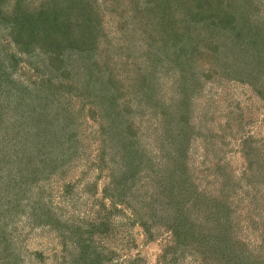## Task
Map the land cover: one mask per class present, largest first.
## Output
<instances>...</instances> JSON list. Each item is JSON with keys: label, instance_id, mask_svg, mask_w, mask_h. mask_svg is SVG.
I'll return each mask as SVG.
<instances>
[{"label": "trees", "instance_id": "trees-1", "mask_svg": "<svg viewBox=\"0 0 264 264\" xmlns=\"http://www.w3.org/2000/svg\"><path fill=\"white\" fill-rule=\"evenodd\" d=\"M15 2L19 5L11 8L10 16L15 26L20 17L27 30L24 28L26 32L23 31L21 35V31L17 30L13 37L19 45L26 38L24 48H29L32 40L36 39L38 20L46 22L47 32L37 38L42 36L49 41L51 32L48 29L53 28L55 35L62 33L56 40L60 39L64 45L69 44L70 48L83 54L82 56L93 57L97 54V45L105 44L106 34L101 36V21L96 16L98 7L86 5L89 1L75 0L78 14L72 15L69 20L60 16L69 11L63 13V9L51 4L45 11L38 10L34 13L38 15H34L21 4L22 0ZM136 2L138 4L133 6L132 21H138V14L146 19L145 31L134 28V31L142 30L139 39L137 37L135 41H144L146 45L144 52L141 51V56L145 58L143 65L133 64V67H126L127 70L125 68L127 75L123 79L125 78L126 84L111 75L106 76L105 73L98 76L94 72L84 74L85 81L91 83L92 91H95L98 98L97 115L94 117L100 132L106 134V144L111 147V151L102 150L100 157L104 158L105 154L109 156L110 152L115 156L112 189H109L111 186H104L103 190L115 192L113 197L109 196L112 202L122 194L119 197L126 200L124 206L115 205L111 209L103 198L101 200L95 197V205L98 204L95 218L89 221L82 217L79 221L81 225H86L85 232H77L76 237L72 236V232L67 233L68 228L76 230L74 225L68 226L69 223L61 219L62 214L55 210L59 208L53 207L44 199L43 186L45 180L52 175L66 176L76 166L72 160L78 156L76 149L80 147L81 141L74 131L59 135L55 130L57 125L51 122L40 124L35 112L26 111L27 114L22 113L17 117L18 123L2 122L3 126L18 129L13 133L24 137L20 139L24 145L20 149L4 143V140L13 137H9L0 127V203L4 200V180L11 181L17 195L8 197V209L13 205L12 209L18 210L17 206L23 205V198H31L33 191H38V195L30 199L28 213L38 222H45L60 230L59 237L65 251L68 241L74 243L76 254L72 261L63 254L65 264H105L111 260L104 257L107 250L100 243L102 240H96L95 236L101 237L104 233L105 237L102 239L107 238L113 231L112 210L126 214L125 208L132 211L128 214L132 224L143 227L148 240H153L158 235L168 237L163 245L162 257L159 258L161 264H180L177 261L179 254L185 257L191 255L190 258L197 264H264V252L251 247V243L242 235V219L234 217L231 208L233 202H244L248 207L246 213L250 226L253 229L259 228L258 218L255 216L261 214L257 211L261 208L260 203L264 206L259 193L264 189V172L258 174L255 168L262 164L261 160L264 158V135L255 137L247 134L244 139L239 130L231 135L232 140L241 138L242 148L248 154L246 184L238 183L236 179H230L229 175L225 177L224 174L217 176L216 191L208 193L205 188L200 187V177L189 164L190 147L199 134L194 124H191L189 111L192 109L193 95L200 86L198 82L208 77L209 70L247 84L264 103V46L256 45L255 41H246L241 46V41L236 40L242 33L240 27L248 5L253 3L258 6L262 3L264 6V0H135ZM2 3L0 1V6ZM65 3L67 7L68 0ZM252 27L255 28V25ZM129 34L131 33H126L128 38L132 36ZM21 36H24L23 39ZM115 48L121 55L124 54L123 47ZM104 49L109 50V47L105 44ZM86 67L89 69L90 65H85ZM80 69L86 71L82 67ZM206 70L208 71L205 72ZM167 75H170L166 85L168 92L175 91L170 98L162 96L165 85L160 84ZM51 86V82L47 85L34 84L31 98H28L33 103L28 104V100H24L27 105L24 104L22 110L24 106L32 108L35 105H48L49 108L55 103L56 110L63 108L68 111L65 103L59 100L56 103L54 94H51L58 86ZM21 112L23 111H19ZM1 133L8 138H4ZM253 139L260 143L261 152L254 148L251 155V145H246ZM57 143L59 148L56 147ZM26 156L29 161H21ZM105 164L106 162H101L98 165L100 171H104ZM222 164L219 157L212 167L205 169L212 173L222 171ZM41 178L44 181L42 185L37 183ZM63 179L65 178L62 177ZM62 184L66 201L72 198L71 191L75 184L68 180ZM135 185L138 186L134 189ZM89 186L95 189L96 183L92 181ZM247 192L251 194L247 196ZM119 197L117 200L121 201ZM17 214L12 211L4 216V210H0V219L5 217L1 230L2 233L5 232L8 242L1 248L4 253L5 247L8 257H13L9 261L15 264L20 255L10 252L11 249H16L11 244L13 238L6 231L5 225ZM5 259L8 261L4 257V262ZM138 260L133 259L129 264H136Z\"/></svg>", "mask_w": 264, "mask_h": 264}, {"label": "rangeland", "instance_id": "rangeland-1", "mask_svg": "<svg viewBox=\"0 0 264 264\" xmlns=\"http://www.w3.org/2000/svg\"><path fill=\"white\" fill-rule=\"evenodd\" d=\"M0 1L3 2L0 6L3 10H0V127L2 131L8 133L9 137H13V139L4 140V143L19 149L24 146L20 141L24 137L13 133L18 129L14 128L15 130H13L8 126H3L2 122L4 123L5 121L11 124L14 121L18 123L16 122L17 117L22 113L27 114L25 111L35 112L39 116L40 124H43L42 122H51L57 125L55 130L59 135H67L66 133L72 131L76 133L77 138L81 141L80 147L76 149L78 156L75 157V160H72V163L76 166L66 176L52 175L50 179L45 180V185L43 186L45 190V193H43L44 199L49 201L53 207L59 208L55 210L59 212L58 214H62L61 219L67 221L69 223L67 224L68 226L72 227L74 225L76 230L68 228L69 232L67 233L72 232V236L76 237L77 232H85L86 229V225L84 224L83 226L79 222L80 218L86 217L89 221L95 218V211L98 207L96 206L98 204L95 205V197L101 200L103 198V201L106 205H110L111 209L116 207L115 205L122 207L126 203V200L121 199L123 197H119L122 194L118 195L121 201H118L117 197L115 202H112V198L109 197H113L115 193L109 190L112 189V183L114 182L112 180V167L116 168L115 156H113L112 152H110L112 156H110L109 152H106L109 153V156H105V154L104 158L100 157L102 150H110L111 147L106 144V138L104 137L106 134L103 135L100 132L94 117L97 115L96 105L98 98L94 94L95 91H92L91 83L85 81L84 74L86 72H91V74L94 72L95 76H98V74L105 73L106 76L111 75L124 81L125 78L123 79V77L127 75L126 70L128 67H133V64L143 65L142 61L145 58L141 55L146 49V45L144 41H135L137 37L139 39V33L142 30L134 31V28H141L145 31L144 20L146 19L145 16L138 14V21H132L133 6L138 4V2L135 3V0H86V2L89 1L86 5L98 7L97 10L99 12L96 16L101 21V36L106 34L105 44L109 47V50L104 49L105 44L101 43L97 45V54L93 55V57L91 55L82 56L83 54L70 48L69 44L64 45L60 39L56 40V37L62 33L55 35V29L53 28L48 29L51 32H49L51 42L46 37L39 36L37 38L38 35L47 32L46 22L40 20L36 21L37 26H39L35 30V35L37 36H35L36 39H31L32 42L29 48H24V43L27 41L26 38L23 39L24 36H21L23 40L20 41L19 45L15 42L13 36L16 35L15 31L17 30L21 31L20 35L23 31L26 32V24L22 23L19 17V23L15 26L12 16H10L11 8L14 5H19V3H16L15 0H5L6 3H4V0ZM22 1L23 3L21 4L32 14L38 10L45 11L51 5L55 8L63 9V13L69 11L67 14L60 15L67 18V20L72 15L78 14L76 9L78 4H76L75 0H68L67 7L70 10L65 6V0ZM263 16L264 6L262 3H259L258 6L253 3L248 5L247 11L243 16L244 21H242L243 23L240 27L242 33L236 38L239 42L241 41V46H244L246 41H255L256 45L264 46ZM67 25L69 26V23ZM253 25H255L256 29L252 27ZM11 31H14V33ZM237 31L238 28L235 29V33ZM126 33H131L129 36H132L128 38ZM117 46L123 47V55L115 50ZM88 64L90 65L89 69L85 68V65ZM80 67L86 71H81ZM207 73L208 77L203 80L205 82L202 80V82H198L200 86L197 93L193 95L192 109L189 111L191 124H194V128L199 133L190 147L189 164L191 168H194L196 175L200 177L198 178L200 187L205 188L208 193H214L216 191L217 176L220 177L225 174L226 177V175H229L230 179L234 178L238 183H245L248 180L245 176L248 154L242 148L241 138L232 140L231 135L239 130V134L242 133L244 139L245 137L247 138V134H252L255 137L263 136L264 103L253 88L247 84H242L212 70ZM9 77H11L10 80L6 81ZM164 78L165 80L160 82L162 86L165 85V93L162 96L170 98L175 91L168 92L166 86L170 80V75ZM48 82H51V87L55 88L58 86L56 91L54 89L51 92L55 96L56 103L57 100L65 103V107H68L69 110L65 111L61 108L58 111L55 103L50 105L49 108L48 105H39V107L35 105L32 108L24 106V110H22L25 104L24 100H28V104L32 102L29 99L33 93L34 84L35 86L41 83L47 85ZM170 90L173 89L170 88ZM43 106L47 109H44ZM19 111L23 112L19 113ZM136 114L140 115L139 113ZM1 134L4 135V138H8L7 136L5 137L4 133ZM28 135L26 136V141H28ZM249 143L246 146L251 145V155L254 148L261 152V146L257 140ZM56 147L59 148L58 143ZM205 150L207 153H205ZM219 157L223 163L222 171L212 173V171L205 169L206 167H212ZM21 161H29L28 156ZM103 161L106 162L105 169L100 171L98 165L101 162L104 163ZM261 162L262 164L257 165L255 168V172L258 174L264 172V158ZM62 177L65 178L63 179L64 181L68 180L75 184L73 189L71 188L72 198H68L66 201L63 196L65 192H63L62 183L64 181ZM250 179L252 180V177ZM92 181L96 183L95 189L89 186ZM37 183L42 185L44 181L41 178ZM10 186L11 181L4 180V200L0 203V210H4V216L9 212L12 213V211H16V214L18 213L5 225L6 231L13 238V240L11 239V244H14L16 249L13 251L10 248L12 250L10 252L20 255V257H17L18 261L16 264H65L63 263L64 257H68L72 261L74 254H76L74 243L68 241L65 251L62 239L59 237L60 230H56L52 225L45 222H38L34 216L28 213L30 199L36 197L38 191H33L31 198L29 196L23 198L22 204L24 206H17L18 211L12 209L13 205L8 209L6 204L8 197H12V195L17 197L14 186ZM104 186L111 187L104 191ZM137 186L135 185L133 188L135 189ZM251 190L253 192L252 188H250ZM10 191L14 192V194H11ZM259 193L264 203V189L260 190ZM250 194L247 192V196ZM133 203L135 204V202ZM252 207L253 205L250 208L252 209ZM260 207L257 211L261 214H256L255 216V218H258L259 224L257 225L259 228L253 229L246 213L248 207L244 205V202L240 204L231 203L232 215L242 219L240 224L242 235L251 243L252 248H258L257 251L264 252V206L262 203H260ZM125 210L126 214L125 212L121 213L117 210V213L112 210L113 231L108 234L107 238L102 239V237H105L104 233L101 234V237L99 235L95 236L96 240H102L100 243L107 250V254L103 253V255L105 254L104 257L111 259L109 260L110 262L106 261L105 264H129V262L137 258L139 260L136 264H161L159 258L162 257L163 245L168 240V237L158 235L155 239L148 240L143 227L138 224H132L128 215L132 211L126 208ZM4 216L2 220L0 219V236H2L0 241V264H15L9 261L13 257H8L5 247L4 253L3 248H1L8 243L5 238V232L2 233L1 230L2 226L4 227ZM11 247L13 248V246ZM63 254H65L64 257ZM4 257L9 262L6 259L4 262ZM99 257L104 259L102 256ZM190 257L192 256L188 255L185 257L179 254L177 261L180 264H197Z\"/></svg>", "mask_w": 264, "mask_h": 264}]
</instances>
